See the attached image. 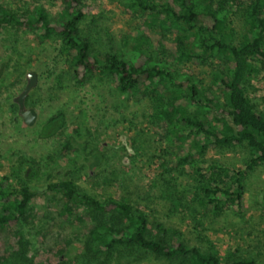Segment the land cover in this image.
Here are the masks:
<instances>
[{"label":"trees","instance_id":"trees-1","mask_svg":"<svg viewBox=\"0 0 264 264\" xmlns=\"http://www.w3.org/2000/svg\"><path fill=\"white\" fill-rule=\"evenodd\" d=\"M57 1L61 9L54 19L43 6L18 14L0 2V29L22 27L40 42L55 38L77 85L111 77L123 98L146 100L144 117L159 144L150 156L160 168L153 182L158 200L168 216H190L194 224L188 233L181 231L151 216L128 192L97 194L74 179L53 180L58 164L45 171L40 188H32L33 165L24 168L22 162V171L13 170L16 186L10 176L0 175V225L23 217L33 195L49 190L83 206L89 221L86 231L66 243L71 250L66 264H123L150 255L159 264H257L220 252L202 229L195 230L209 217L242 213L246 174L264 166V110L255 107L245 87L254 70L251 59L264 60V0H121L138 21L136 29L119 47L109 43L103 50L82 32L89 6L83 0ZM236 21L243 27L240 34ZM171 51L174 61L164 58ZM178 63L208 67L209 80ZM66 120L65 112L56 110L40 123L37 137L57 135ZM238 145L248 151L241 166L205 157L208 150ZM58 150L78 152L89 174L106 164L105 154L77 128ZM0 264L48 263L35 260L18 242Z\"/></svg>","mask_w":264,"mask_h":264},{"label":"rangeland","instance_id":"rangeland-1","mask_svg":"<svg viewBox=\"0 0 264 264\" xmlns=\"http://www.w3.org/2000/svg\"><path fill=\"white\" fill-rule=\"evenodd\" d=\"M83 1L89 6L90 14L82 32L99 50L108 49L109 43L119 47L124 35L136 29L138 21L126 12L121 0ZM0 2L18 14L43 6L51 19L56 18L61 9L57 0ZM234 26L236 33L243 32L241 22H234ZM172 54L173 51L164 58L174 61ZM251 61L254 70L248 77L246 91L255 107L264 110V60L253 58ZM178 66L209 80L208 67L193 63H178ZM28 71L37 75L27 101V105L37 111L32 126L22 121L17 104L13 102V97L26 83ZM147 106L146 100L123 98L111 77L95 76L83 85H77L55 38L40 42L36 33L22 27L4 25L0 29V175L10 176L16 186L13 170L22 171L27 163H31L33 174L29 184L36 189L41 187L45 171L58 164L61 169L53 180L74 179L97 194L117 197L128 192L151 216L167 221L181 231H191L193 217L168 216L158 200L153 182L159 180L160 168L157 159L150 156L159 144L144 117ZM56 110L65 112V127L51 138L37 137L40 123ZM74 128L105 154V166L89 174L79 161L78 152L58 150ZM247 154V147L238 145L208 150L205 157L241 166ZM22 162H26L23 167ZM188 180L185 177L183 182ZM244 185L242 213L228 214L219 220L209 217V221H204L205 226L196 228L195 232L202 229V234L214 242L220 252L230 251L235 256L264 264V166L248 172ZM88 227L83 206L67 202L61 193L40 190L30 199L23 217L0 225V261L19 242L37 261L66 264L63 261L71 252L66 243ZM124 262L159 264L151 255L140 261L129 262L127 259Z\"/></svg>","mask_w":264,"mask_h":264},{"label":"water","instance_id":"water-1","mask_svg":"<svg viewBox=\"0 0 264 264\" xmlns=\"http://www.w3.org/2000/svg\"><path fill=\"white\" fill-rule=\"evenodd\" d=\"M36 78L37 75L34 71H28L26 73V83L18 94L13 97V102L17 104V113L27 126L34 125L37 119V111L34 107L28 106L25 101L28 93L36 84Z\"/></svg>","mask_w":264,"mask_h":264}]
</instances>
